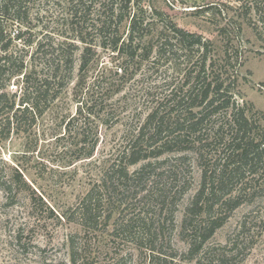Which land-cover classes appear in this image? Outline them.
<instances>
[{"label": "rangeland", "instance_id": "rangeland-1", "mask_svg": "<svg viewBox=\"0 0 264 264\" xmlns=\"http://www.w3.org/2000/svg\"><path fill=\"white\" fill-rule=\"evenodd\" d=\"M150 1L164 18L207 42V56L215 62L216 71L227 70L221 61L224 52L231 58L232 67L241 64L236 67L239 70L233 85L234 99L247 107L248 117L262 133L264 48L248 23L238 16L235 0ZM11 50L18 57L28 52L24 57L28 73L34 49L23 52L18 46ZM173 50L165 59L141 67L108 51H97L78 86L74 68L70 81L48 104L43 116L30 128L22 126L18 134H10L2 142L0 264H114L120 258L126 264H147L150 252L132 245L125 233L114 232L115 222H158L172 248L179 255L186 250L181 238L186 207L198 190L204 162L213 165L221 155V139L213 123L214 129L204 128L201 134L177 144L184 148L182 151H176L174 145L173 152L129 167L132 173L148 164L133 182L123 181L115 194L103 195L97 228L91 225L86 230L74 221L76 215L71 217L82 197L105 177L124 148L128 132L138 128L155 104L169 100L173 88L182 84L188 54L179 46ZM35 64L39 72L37 60ZM122 68L125 75L119 70ZM21 79L22 76L12 79L8 89L10 94H17L16 104L22 95ZM80 102L91 105L95 117H82L68 127ZM81 132L87 133V144L96 142L90 155L80 150ZM202 145H208L206 155L198 151ZM223 211L213 213L223 223L206 246L224 245L245 224V234H240L253 245L243 264H264V197L244 203L233 212ZM108 214L111 218L106 225ZM202 218L201 215L195 222Z\"/></svg>", "mask_w": 264, "mask_h": 264}, {"label": "trees", "instance_id": "trees-1", "mask_svg": "<svg viewBox=\"0 0 264 264\" xmlns=\"http://www.w3.org/2000/svg\"><path fill=\"white\" fill-rule=\"evenodd\" d=\"M235 2L238 16L248 23L264 48V0ZM18 46L23 52L34 49L28 73L24 61L28 52L18 57L11 50ZM178 46L188 54L182 84L173 88L169 100L157 102L138 128L128 132L124 148L105 177L82 197L71 217L76 215L74 221L86 230L91 225L97 228L103 195L115 194L123 181L133 182L148 164L132 173L129 167L173 152L174 145L176 151H182L184 148L177 144L215 125L221 155L213 165L204 162L198 190L186 207L181 224L186 250L179 255L163 236L158 222H115L114 232L125 233L139 250L147 249V264H243L253 245L243 239L245 224L224 245L206 246L223 223L213 213L233 212L244 203L264 197V130H256L247 107L234 99L241 64L232 67L231 58L224 52L221 61L227 70L216 71L215 62L207 56V42L164 18L150 0H0V146L10 134H18L22 126L30 128L43 116L48 104L70 81L74 68L78 86L97 51H108L141 67L165 59ZM119 70L125 75L124 68ZM20 76L22 95L16 104L17 94H10L8 89L12 79ZM78 107L68 127L82 117H95L91 105L80 102ZM79 136L80 150L90 155L96 142L87 144L85 132ZM207 146H200L198 151L206 155ZM201 215L204 218L195 222ZM110 218L108 214L106 225ZM114 264H126V260L120 258Z\"/></svg>", "mask_w": 264, "mask_h": 264}]
</instances>
